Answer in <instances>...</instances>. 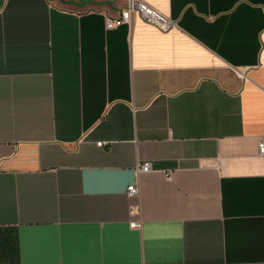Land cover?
Wrapping results in <instances>:
<instances>
[{
    "label": "crops",
    "instance_id": "1",
    "mask_svg": "<svg viewBox=\"0 0 264 264\" xmlns=\"http://www.w3.org/2000/svg\"><path fill=\"white\" fill-rule=\"evenodd\" d=\"M141 1L0 0V264H264V0Z\"/></svg>",
    "mask_w": 264,
    "mask_h": 264
},
{
    "label": "built area",
    "instance_id": "2",
    "mask_svg": "<svg viewBox=\"0 0 264 264\" xmlns=\"http://www.w3.org/2000/svg\"><path fill=\"white\" fill-rule=\"evenodd\" d=\"M139 18L144 23L149 24L157 28L161 32H169L178 28L175 21L171 20L167 16L163 15L158 10L150 7L141 0H125V5L121 9L118 17L114 19L106 20L105 27L107 30H111L122 24L129 23L132 18ZM101 146L102 144H97ZM258 155L264 156V143L258 145ZM151 171L150 164L148 162H143L141 165L137 166V174H147ZM166 180L170 182L172 180L170 172H164ZM127 194L131 197H138L139 188L137 185H130L127 187ZM131 215L139 214V206L135 205L130 208ZM132 228H138V223H131Z\"/></svg>",
    "mask_w": 264,
    "mask_h": 264
}]
</instances>
